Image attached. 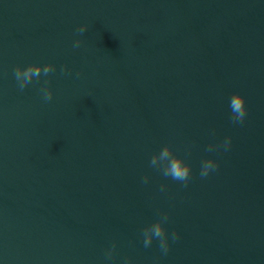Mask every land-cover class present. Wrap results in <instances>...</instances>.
<instances>
[{
  "label": "water",
  "instance_id": "1",
  "mask_svg": "<svg viewBox=\"0 0 264 264\" xmlns=\"http://www.w3.org/2000/svg\"><path fill=\"white\" fill-rule=\"evenodd\" d=\"M33 62L55 71L20 91ZM166 143L186 186L150 166ZM164 213L167 254L142 235ZM129 259L264 264V0H0V264Z\"/></svg>",
  "mask_w": 264,
  "mask_h": 264
},
{
  "label": "clouds",
  "instance_id": "2",
  "mask_svg": "<svg viewBox=\"0 0 264 264\" xmlns=\"http://www.w3.org/2000/svg\"><path fill=\"white\" fill-rule=\"evenodd\" d=\"M87 25H82L78 32L83 34L87 30ZM81 41L77 39L73 47H79ZM66 69L62 68L61 71ZM55 68L51 62L48 63H29L27 65H17L14 68L13 75L18 83L20 91L32 83L34 80L38 81L42 76H49L54 72ZM41 95L45 101H50L53 96V90L48 86V82L45 81V87L40 89ZM229 108L231 110V121L234 124L242 123L247 115L248 108L246 105V97L242 92H234L229 99ZM231 146V137H226L220 144H216L214 147L217 149L223 148L227 151ZM209 151L213 150V146H209ZM150 166L159 170L163 176L170 177L172 180L182 182L185 186L191 179L192 165L186 159L185 156L179 155L173 150L170 143H166L162 148L154 153L150 159ZM218 162L213 157L205 158L201 165L200 175L206 177L210 171H215L218 168ZM147 177L144 178V182H147ZM168 219V214L164 213L153 222L147 224L143 230V243L145 247L151 245L154 239L159 241V247L164 254H167L169 250V233L165 227V223ZM178 238L177 233L171 234V239L175 241ZM115 243L106 252V258L111 259L115 251ZM124 264H133L129 259Z\"/></svg>",
  "mask_w": 264,
  "mask_h": 264
}]
</instances>
